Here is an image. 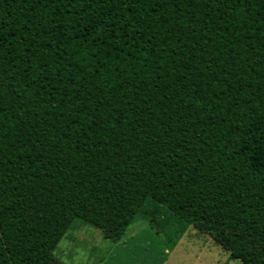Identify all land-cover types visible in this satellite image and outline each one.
Instances as JSON below:
<instances>
[{"label":"trees","instance_id":"trees-1","mask_svg":"<svg viewBox=\"0 0 264 264\" xmlns=\"http://www.w3.org/2000/svg\"><path fill=\"white\" fill-rule=\"evenodd\" d=\"M136 219L264 264V0H0V264Z\"/></svg>","mask_w":264,"mask_h":264},{"label":"rangeland","instance_id":"rangeland-1","mask_svg":"<svg viewBox=\"0 0 264 264\" xmlns=\"http://www.w3.org/2000/svg\"><path fill=\"white\" fill-rule=\"evenodd\" d=\"M176 246L171 250L156 228L142 219H136L117 243L106 240L100 228L76 222L53 254L64 264H242L194 228Z\"/></svg>","mask_w":264,"mask_h":264},{"label":"crops","instance_id":"crops-1","mask_svg":"<svg viewBox=\"0 0 264 264\" xmlns=\"http://www.w3.org/2000/svg\"><path fill=\"white\" fill-rule=\"evenodd\" d=\"M181 239H182V238H181ZM180 241H181V240H180ZM180 241H179V242H180ZM179 242H178V243H179ZM176 247H177V246H176ZM176 247H175V248H176ZM175 248H174V250H175ZM174 250H173V251H174Z\"/></svg>","mask_w":264,"mask_h":264}]
</instances>
